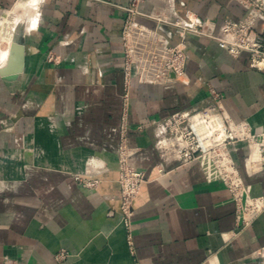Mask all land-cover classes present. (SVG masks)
<instances>
[{"label":"crops","instance_id":"obj_1","mask_svg":"<svg viewBox=\"0 0 264 264\" xmlns=\"http://www.w3.org/2000/svg\"><path fill=\"white\" fill-rule=\"evenodd\" d=\"M16 1L0 0V17ZM132 1L37 0L23 71L0 81V264H264L254 256L264 255V210L238 226L231 195L207 158L164 164L153 147L152 120L198 104L207 84L223 96L232 122L264 132V74L249 68L246 54L233 58L193 35L185 82L129 84L126 143L146 182L132 205L127 243L115 152L124 94L120 31ZM138 10L165 20L192 14L216 26L247 12L235 0H143ZM136 20L155 26L143 15ZM49 52L57 64L46 62ZM242 147L233 153L240 176L250 196L264 199L258 152L243 162ZM88 156L99 165L88 168ZM87 169L101 180L95 191L74 180Z\"/></svg>","mask_w":264,"mask_h":264},{"label":"built area","instance_id":"obj_2","mask_svg":"<svg viewBox=\"0 0 264 264\" xmlns=\"http://www.w3.org/2000/svg\"><path fill=\"white\" fill-rule=\"evenodd\" d=\"M235 1L247 11L242 19L224 20L219 26L192 14H186L184 19L156 20V26L164 24L174 30L175 34L168 32L167 35L157 32V29H146L132 20L142 0H133L132 7L125 10L129 15L122 32L123 114L115 156L120 189L118 215L129 245L132 204L146 182L143 172L132 165L136 150L126 143L129 81L135 74L139 81L147 83L184 82L188 60L185 38L188 34L216 42L233 58L246 54L249 68L264 74V0ZM172 35L178 36L179 40L171 43L169 38ZM206 86L207 94L198 104L177 111L168 118L152 120L153 147L165 164L178 162L186 165L207 158L230 193L236 223L243 228L264 210V199L250 196V187L244 184L231 150L233 144L239 141L246 144L249 150L247 155L252 147L256 149L261 162L259 172L264 173V132L253 134L247 122H232L223 107V96L211 85ZM88 175L76 180L83 187L93 188L98 181L92 179L93 175ZM64 256L65 252H60L55 259L62 260ZM254 256L264 259L261 252L254 253Z\"/></svg>","mask_w":264,"mask_h":264},{"label":"rangeland","instance_id":"obj_3","mask_svg":"<svg viewBox=\"0 0 264 264\" xmlns=\"http://www.w3.org/2000/svg\"><path fill=\"white\" fill-rule=\"evenodd\" d=\"M20 1H24V0H17L16 2H20ZM143 1V0H142ZM15 2V3H16ZM132 4H133V1H132ZM13 6V5H12ZM12 6H10L9 8H7L6 10H4L3 11V13L1 14V19H0V21L3 19V18H5V17H7V16H9L10 14H11V12H12V10H10L11 8H12ZM132 7V6H131ZM38 8H39V5H38ZM128 9H130V8H128ZM8 10H10V11H8ZM40 13H41V11H39ZM38 12V13H39ZM125 17H124V20H123V24H122V28H121V31H120V38H121V46H122V32H123V26H124V23H125V20H126V18L128 17V13L125 11ZM139 15H143L144 17H146V18H148V19H150V20H154V22H155V26L153 27V28H149V27H147V26H144V25H142V24H140L139 22H137V20H136V18L139 16ZM159 16H158V14H156V12H154V14H152V16L151 15H144V14H141L140 12H139V10H137L136 12H135V15L133 16V21L135 22V23H137L138 25H141V26H143V27H145L146 29H150V30H154V29H157V32H161V33H163V29H165V28H167V30L166 31H168V32H170V33H172V34H175L174 33V30H172V29H170L167 25H164V24H161L160 26H156V22L157 21H160V20H163V19H161V18H158ZM186 17V16H185ZM194 17H196V16H194ZM132 18V17H131ZM196 18H198V17H196ZM38 19V18H37ZM181 19H184V18H181ZM199 19V18H198ZM157 20V21H156ZM201 20V19H200ZM31 22H30V19H29V17H26V16H22L19 20H18V22L16 23V25H15V27H14V29L15 30H17V32H19V33H21V36L19 35V36H17V35H10V36H8V35H1L0 36V47H2V46H4V45H7L8 44V40H9V38L11 37V38H18L17 39V41L18 40H20V39H22V42H23V56H24V54H25V45H24V43H25V39L27 38V34L29 33V31L31 30V29H33L34 27L33 26H31V24H30ZM27 26V27H26ZM37 27V26H36ZM27 31V32H26ZM32 31V30H31ZM164 34V33H163ZM190 35H193V34H188V35H186V38H185V42H186V39H187V37L188 36H190ZM23 36V37H22ZM173 36V35H172ZM176 36V35H175ZM193 36H196V35H193ZM198 37V36H197ZM177 38H178V40H179V37L177 36ZM203 38V37H202ZM208 39V38H207ZM210 40V39H209ZM187 51H188V49H187ZM9 55V54H8ZM188 55V54H187ZM122 56H123V47H122ZM7 58H8V56H7ZM7 58H3L2 56H1V54H0V68H3L4 66H5V64H6V62H7ZM24 60V59H23ZM23 60H22V71H23ZM46 62L47 63H50V64H57V58H56V56L54 55V54H52L51 52H49L48 54H47V56H46ZM121 70H122V74H123V62H122V67H121ZM21 71V72H22ZM21 74V73H20ZM18 75L19 74H17L16 76H12L13 77V79L12 80H15L17 77H18ZM132 78H136L138 81H139V79H138V77L134 74L133 76H132ZM131 78V79H132ZM131 79H130V81H131ZM186 80V79H185ZM185 80H184V82H185ZM0 81H2V82H5V83H8L9 81H11V80H7L5 77L3 78V77H0ZM7 81V82H6ZM130 81H129V84H130ZM123 82H124V75H123ZM139 82H141V81H139ZM143 83H147V82H143ZM175 83V82H174ZM149 84H152V83H149ZM154 84H156V83H154ZM207 85H209V84H207ZM122 114H123V108H122ZM122 114H121V116H122ZM127 114V113H126ZM239 123H241V122H239ZM239 123H236V124H239ZM152 128V127H151ZM153 143H154V140H153ZM241 145V146H243L242 148H244V151H245V156L243 157V162L245 161V159H246V157H247V153H248V148H247V146H246V144H244V143H241L240 141L239 142H237L236 144H233L234 146H233V148H232V150H231V152H232V158L234 159V161H235V163H236V165H237V167L239 166L238 164H237V161L235 160V158H234V156H233V153L235 152L234 150H236V147L238 146V145ZM253 152V150H251V152L250 153H252ZM7 159H9V158H7ZM99 158H97V157H95V156H88L87 157V159H86V164H87V166L89 165L90 167L91 166H93V165H95V164H98L99 165ZM242 162V163H243ZM175 163H177V165H180L178 162H175ZM165 164V163H164ZM89 166H88V168H89ZM181 166V165H180ZM238 170H239V168H238ZM88 171V172H87ZM89 170L87 169L84 173H82V174H77V175H75L74 176V180L78 183V181L76 180V178H82V177H84V176H89L88 174H89ZM91 175V174H90ZM93 178L92 179H94V180H97L98 181V183H97V185L95 186V187H93V188H86V187H83L82 185V187L83 188H85V189H87V190H91V191H95V190H97V188H98V186H99V184H100V182H101V180L99 179V178H97L96 177V175H93L92 176ZM146 179V178H145ZM79 184V183H78ZM118 184V183H117ZM119 186V185H118ZM120 190V189H119ZM138 196V195H137ZM136 199V198H135ZM118 200H119V196H118ZM135 201V200H134ZM133 205V204H132ZM119 212V211H118ZM108 216H111V215H113V214H111V212H108V214H107ZM121 222V221H120Z\"/></svg>","mask_w":264,"mask_h":264},{"label":"bare ground","instance_id":"obj_4","mask_svg":"<svg viewBox=\"0 0 264 264\" xmlns=\"http://www.w3.org/2000/svg\"><path fill=\"white\" fill-rule=\"evenodd\" d=\"M168 3H169V1H168ZM22 16L29 17L30 22H31L30 23L31 26H35V24L37 22V18H38V2H37V0H24V1L18 2L14 6V8L12 9L11 14L9 16L3 18L0 21V36L1 35H3V36L4 35H8V36H10V35L11 36L12 35L13 36L14 35L19 36L20 35L21 36V33L17 32V30H15L14 27H15L16 23L18 22V20ZM17 39L10 37L8 40V44L0 47V54L3 58L4 57L7 58L9 51H10V46L12 45V43L17 42ZM20 65L22 66V63ZM21 69H22V67H21ZM0 77H2V76H0ZM5 78L7 80H11L9 82H13L12 76L5 77ZM253 149L254 148L252 147V150ZM95 165L97 166L98 164H95ZM260 166H261V162H260V157H259V168H260Z\"/></svg>","mask_w":264,"mask_h":264},{"label":"water","instance_id":"obj_5","mask_svg":"<svg viewBox=\"0 0 264 264\" xmlns=\"http://www.w3.org/2000/svg\"><path fill=\"white\" fill-rule=\"evenodd\" d=\"M22 60L23 42L22 39H20L17 42L12 43V45L10 46L7 62L3 68H0V76L9 77L20 74L22 71V66L20 65L22 63Z\"/></svg>","mask_w":264,"mask_h":264}]
</instances>
